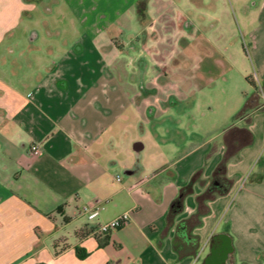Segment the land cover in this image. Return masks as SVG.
<instances>
[{
    "label": "crops",
    "instance_id": "1",
    "mask_svg": "<svg viewBox=\"0 0 264 264\" xmlns=\"http://www.w3.org/2000/svg\"><path fill=\"white\" fill-rule=\"evenodd\" d=\"M203 1L190 0L196 8L207 4ZM61 2L79 30L63 38L56 52L37 43L26 16L39 8L52 12ZM136 2L0 0V264H200L201 244L209 247L218 233L231 239L232 264H264V0H254L255 24L247 31L259 105L236 117L251 87L221 130L220 142L195 147L180 142L169 149L162 143V121L156 113L145 115L144 103L134 100L136 79H127L129 69L137 68L139 83L146 81L145 56H134L128 68L118 63L120 54L138 50L140 35L142 47L150 36L157 38L150 33L153 0L147 1L145 23ZM192 12L183 15V28L193 22ZM129 18L138 27L117 36L119 20ZM47 32L52 33L48 25ZM41 55L47 61L40 64ZM207 72L206 80L213 77ZM195 73L185 76L192 90L205 83ZM135 120L139 137L130 131ZM152 125L146 154L148 144L140 138ZM229 127L248 129L252 140L245 143L247 134L236 131V153L225 171L231 185L208 201L201 224L181 236L179 224L195 211L196 195L211 180ZM135 141L143 143L138 157ZM33 144L40 146L39 154L32 153ZM197 170L202 182L193 184L168 223L173 199ZM85 204L98 206L93 220L80 212ZM126 211L129 221L120 228L94 230ZM78 252L86 254L81 258Z\"/></svg>",
    "mask_w": 264,
    "mask_h": 264
},
{
    "label": "rangeland",
    "instance_id": "2",
    "mask_svg": "<svg viewBox=\"0 0 264 264\" xmlns=\"http://www.w3.org/2000/svg\"><path fill=\"white\" fill-rule=\"evenodd\" d=\"M203 2L207 4L196 8L190 0H153L149 6L153 19L150 33L155 32L157 38L150 36L147 46L142 47L140 35L136 41L138 50L131 49L118 57V63L128 68L133 66L134 56H145L148 64L146 81L139 83L140 73L135 67L129 69L127 79H136L134 100L144 103L145 115L151 117L156 113L162 121V143L168 149L180 142L186 147L189 143L190 147H195L209 140L220 142L221 130L231 123L245 94L251 91L246 78L256 81L255 59L247 35L255 24L254 0ZM191 11L193 22L183 28V15L187 12L191 15ZM72 16L66 4L61 2L52 12L36 9L32 16H26V21L29 32L35 31L39 35L37 43L58 52L63 38H70L79 30ZM69 18H72L70 22ZM128 20L127 23L119 20L117 36L138 27L133 19ZM47 25L51 34L47 32ZM46 50L43 53L50 55ZM139 50L141 54H138ZM41 56L40 64L47 61V56ZM196 68H201L198 76ZM204 70L213 77L203 78ZM194 73L205 83L200 87L193 84L192 90L185 76ZM152 130L153 125L140 138L148 144L146 154L151 148ZM130 131L135 137L140 136L137 120ZM207 250L208 246L201 244L199 253L204 257Z\"/></svg>",
    "mask_w": 264,
    "mask_h": 264
},
{
    "label": "trees",
    "instance_id": "3",
    "mask_svg": "<svg viewBox=\"0 0 264 264\" xmlns=\"http://www.w3.org/2000/svg\"><path fill=\"white\" fill-rule=\"evenodd\" d=\"M148 0H137L136 2V9L138 12L139 20L142 23H145L147 21L146 18V4ZM247 82L252 87V92L246 97V100L240 110L236 113V117L242 114H245L249 112L250 110L256 108L259 105V92L258 87L255 84L254 80L252 78H246ZM236 131H239L241 133H245L248 136V139L245 143H250L252 140V134L251 132L246 128H237V127H229L226 129L224 134V141L226 144V149L224 151V154L221 158V160L218 162L216 167L214 168L211 180L209 181L206 188L196 195V209L195 211L188 216L187 218L183 219L178 228V233H180L181 236H186L187 233L190 235V231L201 224L202 217L206 215L209 212V206L208 201L214 199L217 195L223 194L227 191L229 186L231 185L232 180L227 178L225 176L226 171V163L227 160L236 153L235 144L233 143L234 137H236ZM200 170H197L193 175L191 176L188 183L184 186H182L177 196L173 199L170 209L167 214L168 223L171 222L172 217L180 211L183 199L184 197L193 192V184L197 181H200ZM260 177L252 178V180L259 179ZM179 235V234H178ZM194 238H198V236H194ZM174 248L177 250V244L174 243ZM84 253H79L78 256L83 258L85 256Z\"/></svg>",
    "mask_w": 264,
    "mask_h": 264
},
{
    "label": "water",
    "instance_id": "4",
    "mask_svg": "<svg viewBox=\"0 0 264 264\" xmlns=\"http://www.w3.org/2000/svg\"><path fill=\"white\" fill-rule=\"evenodd\" d=\"M142 148L143 143L141 141L133 142L132 150L136 157L140 155ZM124 173L128 174L126 171ZM231 255L232 245L230 237L224 233L214 234L210 238L208 252L200 264H232Z\"/></svg>",
    "mask_w": 264,
    "mask_h": 264
},
{
    "label": "built area",
    "instance_id": "5",
    "mask_svg": "<svg viewBox=\"0 0 264 264\" xmlns=\"http://www.w3.org/2000/svg\"><path fill=\"white\" fill-rule=\"evenodd\" d=\"M116 41V40H115ZM261 99H262V105L264 106V93L261 91ZM31 151L33 154H39L41 151V148L38 144L31 145ZM119 179V178H117ZM80 212L84 213L86 215V218L88 220H93L99 213L98 206L92 205V204H85L80 208ZM130 213L128 211L123 212L119 214L118 216L103 222L101 224H98L95 227V231L97 233L106 234L109 232H112L124 224H126L129 221ZM196 258H199V255L196 256Z\"/></svg>",
    "mask_w": 264,
    "mask_h": 264
},
{
    "label": "flooded vegetation",
    "instance_id": "6",
    "mask_svg": "<svg viewBox=\"0 0 264 264\" xmlns=\"http://www.w3.org/2000/svg\"><path fill=\"white\" fill-rule=\"evenodd\" d=\"M205 257V256H204Z\"/></svg>",
    "mask_w": 264,
    "mask_h": 264
}]
</instances>
